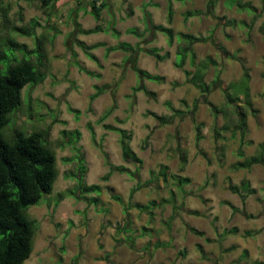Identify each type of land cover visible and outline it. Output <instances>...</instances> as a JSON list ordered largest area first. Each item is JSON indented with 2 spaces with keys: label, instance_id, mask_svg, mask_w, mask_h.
Returning <instances> with one entry per match:
<instances>
[{
  "label": "rangeland",
  "instance_id": "1",
  "mask_svg": "<svg viewBox=\"0 0 264 264\" xmlns=\"http://www.w3.org/2000/svg\"><path fill=\"white\" fill-rule=\"evenodd\" d=\"M92 1L57 0L43 6L42 0H1L11 26L23 27L33 19L39 23L34 37L0 28V51L7 53L10 64L24 54L8 51V40L27 50L39 40L45 54L42 81L23 88L3 137L10 140L14 130L46 132V144L56 158L52 192L26 211L37 227L24 264H264V168L232 167L242 161L237 157L240 147L247 157L264 143V0H217V19H185L188 11H204L208 0H105L98 22L89 13ZM96 1L99 5L102 0ZM76 23L83 30L100 25L102 31L84 35L76 31ZM151 25L170 27L173 42ZM178 34L211 36L214 44H195L193 64L187 57L179 69L176 53L183 43ZM78 42L98 45L89 51L95 60ZM120 43L135 48L139 69L164 78L162 83L142 81L151 95L138 89L126 53L106 51ZM146 48H156L166 59L156 61L140 51ZM28 58L35 61L34 55ZM196 72L207 84L217 75L220 80V88L208 98L219 114L199 104L194 113L202 124L199 131L190 114L192 101L199 98L192 82ZM244 82L252 109L243 103ZM97 87L105 90L91 101ZM227 94L233 96L230 105ZM234 106L246 121L243 143L240 132L232 130L238 116ZM224 109L231 114L230 128L218 137L215 130L226 122ZM151 114L170 117L171 122L160 125ZM107 127L124 130L128 146L143 162L137 172L147 184L131 199L135 182L124 173L109 174V163L131 170L134 166L122 160L120 136ZM75 131L78 139L72 137ZM76 147L86 168L83 182L98 185V193L84 196L77 191V179L71 176L78 174ZM162 167L170 177L189 182L179 189L171 178L163 181L158 175ZM115 195L123 203L159 205L152 215L135 209L125 214Z\"/></svg>",
  "mask_w": 264,
  "mask_h": 264
},
{
  "label": "trees",
  "instance_id": "2",
  "mask_svg": "<svg viewBox=\"0 0 264 264\" xmlns=\"http://www.w3.org/2000/svg\"><path fill=\"white\" fill-rule=\"evenodd\" d=\"M56 1L57 0H42V5L48 6L51 4L53 6ZM230 1L233 2L234 0ZM96 2V0L92 1L89 13L93 16L94 20L98 22L100 20L101 11L106 8L107 3L105 0H102L99 5H96ZM216 3L217 0H208L204 11H188L185 13V19L190 17H199L200 15L211 16L217 19V17L214 16ZM1 4L0 0V15L2 19V22H0L1 29L12 30L23 37L35 36V30L39 27L37 20L33 19L28 25L23 27H16L14 25L11 26L7 15V9H3ZM249 7H246L247 10H251ZM167 13V21L170 23L173 15L170 1L168 3ZM151 29L155 32L158 31L164 34L169 43L173 42L174 33L170 27H165L163 25H151ZM76 31L84 35H91L102 31V29L100 25H96L91 29L83 30L76 23ZM128 32L134 33L135 30L129 29ZM112 33L117 35L116 31H113ZM178 38L183 43V45L178 46L176 53L177 61L175 66L179 69L184 67L187 57L190 58V63L193 64L195 60L193 46L195 44L206 43L208 41L214 44L211 36L203 37L193 34H178ZM7 44V46L11 48L8 49V51L13 52L15 48L23 53L24 57L15 64H10V57L7 53L0 51V264H24L32 252V241L37 227L35 221L28 219L26 211L28 208L38 205L45 195L52 192L57 176L55 167L56 158L54 152L46 144V132L37 131L26 135L22 131L14 130L10 140H5L3 137V129L11 123L9 115L13 113L21 104V93L23 88L27 85L34 86L42 81L43 74L41 72V68L44 66L43 63L45 61L44 49L39 40L36 42L35 47L32 50H27L25 45L15 44L12 40H8ZM78 45L84 50L87 57L95 60L94 55H92L89 51L98 45L86 46L81 42H78ZM116 50H121L128 55L126 58L127 62L140 83L138 89H141L146 95L151 94L144 87L142 81L145 80L153 83H162L164 81L163 77L150 74L137 67L136 50L130 44L120 43L106 49L107 52ZM140 51L154 57L156 61L166 59V56L160 55L156 48L140 49ZM29 55H34L35 61H31L28 58ZM75 64L85 73L92 75V73L79 66L78 63ZM1 65L4 66V69ZM184 72L188 75L190 74L187 71ZM245 76L247 77V75ZM201 78V72H196L192 77V82L199 92V98L192 101L190 111L192 121L194 122L195 129L197 131H199L202 127V124H198L194 118V113L199 104L206 105L214 116L217 117L219 114V108L208 99L209 95L216 88H220L219 76L217 75L210 84L203 82ZM245 82L242 85L244 90L241 92V94L244 95L243 103L247 108L252 109V103L249 100V89L247 88V84H245ZM104 90V87H97L96 92L90 97V100L93 101L100 94H102ZM226 98L229 105L233 103V96L231 94H227ZM234 108H236L234 111L238 116L237 120L233 123L232 130L233 133L240 132V142L243 143L246 121L243 114L240 113L241 111H236L240 107L234 106ZM74 112L78 113L77 111ZM111 112L112 109L106 111L102 115L101 120L107 118ZM151 115L156 117L157 121L160 122V125L169 124L171 122L170 117H158L153 114ZM223 118H225L227 123L225 122L219 130H215L218 137L220 136V131H227L230 128L229 122L231 121V114L226 109H224ZM107 128L115 130L119 134L122 160L125 163H129L134 166V169L131 170L123 165L114 166L109 163V174L113 172L124 173L135 182V185L130 192L131 199L133 194L138 192L147 184L141 182L140 175L137 172L143 162L128 146L126 141V132L124 130L113 127ZM73 136L78 139L79 132H73L72 137ZM75 151L78 153L79 148L76 147ZM237 157L242 159V161H238L235 165H232L233 168L249 170L256 165L264 168V143L257 145L256 154L247 157L244 155L242 148L240 147L237 150ZM77 159L79 161L77 168L78 174L73 173L71 175L77 179V191L80 195L84 196L91 193H98V185H86L83 182V174L86 168L81 154L78 153ZM158 175L163 179V181H167L168 178H171L174 185H176L179 189H182V187L189 182L187 178H183L181 176L172 175L170 177L167 173L166 167H162ZM244 188L247 189L248 185H244ZM112 198L124 205L125 214H127L130 209H135L140 213L145 212L152 215V209L154 206L159 205H157L155 201H151L145 205L133 203L132 201L123 203L120 197L116 195L112 196ZM163 201L164 203H170L168 200ZM127 226L128 223H126L123 227ZM129 240L131 241L132 239L129 238Z\"/></svg>",
  "mask_w": 264,
  "mask_h": 264
}]
</instances>
